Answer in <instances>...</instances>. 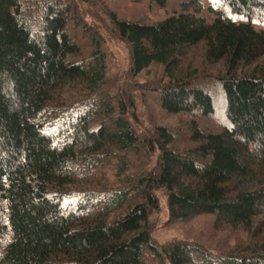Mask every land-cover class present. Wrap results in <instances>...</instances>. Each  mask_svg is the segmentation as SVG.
Listing matches in <instances>:
<instances>
[{"label": "trees", "instance_id": "16d2710c", "mask_svg": "<svg viewBox=\"0 0 264 264\" xmlns=\"http://www.w3.org/2000/svg\"><path fill=\"white\" fill-rule=\"evenodd\" d=\"M219 1L211 22L187 12L155 24L110 15L129 45L133 73L165 67L171 80L157 102L167 114L215 113L208 91L183 74L174 78L189 50L203 45L207 63H224L217 84L228 128L203 133L192 123L194 147L179 151L173 131L157 127L140 137L125 106L102 97V40L82 25L90 52L81 57L68 30L70 20L80 22L67 0H45L34 29L24 13L34 0H0V264H142L145 256L167 264H264V31L253 27L264 0ZM155 4L165 8L167 0ZM141 150L158 152L155 171L126 176L120 189L67 197L72 185L82 186L76 179L107 158L119 157L124 175L123 154ZM157 189L167 195L170 224L211 215L216 228L252 230L253 243L223 256L185 242L159 249L149 226Z\"/></svg>", "mask_w": 264, "mask_h": 264}, {"label": "rangeland", "instance_id": "374dc122", "mask_svg": "<svg viewBox=\"0 0 264 264\" xmlns=\"http://www.w3.org/2000/svg\"><path fill=\"white\" fill-rule=\"evenodd\" d=\"M44 1L34 0L35 3H30L24 9L25 18L32 29L37 27L41 14L39 8L43 6ZM67 3H70L76 19L80 22V25H76L70 20L68 30L81 49V57H87L90 52L89 41L81 28L82 25L92 29L102 40L106 55V80L101 91L102 97L116 109L120 104L125 106L127 118L140 137L148 138L157 127H167L175 135L172 148L182 151L194 147V143L189 139V127L192 123L203 133H221L228 128L223 96L217 84V79L226 74L224 63H207L204 60L203 45L189 50L180 60L179 71L175 73L174 78L178 79L183 74L186 81H191L195 86L208 91L213 98L215 113L209 117L199 114H167L157 102V91L171 80L166 76L165 67L153 64L139 74L133 73L129 45L120 39L110 18V15L114 14L117 20L155 24L174 13L187 12L211 22L213 15L210 9L219 7V0H167L165 8L156 5L155 0H67ZM253 27L256 31H264V17L255 21ZM252 70L242 68L239 73L244 74ZM123 155L127 163V172L124 175L118 174L121 159L107 158L98 168L76 179V184H81L82 188L72 185L69 188L70 194H66L67 197L80 193L79 190H99L102 194L105 189H120L126 181V176L134 180L141 174L156 169L158 152L148 153L141 150L138 153L126 152ZM85 183L87 185H84ZM154 194L158 207L149 214V226L152 240L159 249L172 242H185L202 248L211 256H223L242 252L253 243L252 230L247 231L241 227L216 228L211 215H200L187 222L170 224L165 191L157 189ZM1 241L2 239L0 243ZM142 264L167 262L157 260L153 256H145Z\"/></svg>", "mask_w": 264, "mask_h": 264}]
</instances>
